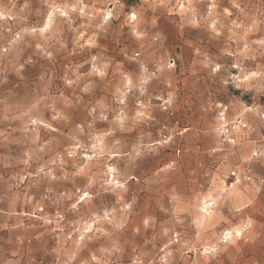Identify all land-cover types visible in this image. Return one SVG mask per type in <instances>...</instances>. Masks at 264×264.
Returning a JSON list of instances; mask_svg holds the SVG:
<instances>
[{
  "label": "rangeland",
  "instance_id": "rangeland-1",
  "mask_svg": "<svg viewBox=\"0 0 264 264\" xmlns=\"http://www.w3.org/2000/svg\"><path fill=\"white\" fill-rule=\"evenodd\" d=\"M109 2L0 0V264H264L247 223L186 243L218 196L175 151L221 87L264 101V0Z\"/></svg>",
  "mask_w": 264,
  "mask_h": 264
},
{
  "label": "crops",
  "instance_id": "crops-1",
  "mask_svg": "<svg viewBox=\"0 0 264 264\" xmlns=\"http://www.w3.org/2000/svg\"><path fill=\"white\" fill-rule=\"evenodd\" d=\"M170 10L173 9L170 7ZM178 24L175 17L160 23L170 45L175 46ZM199 72L187 71L183 73V80L191 88L190 91L186 87L188 94H195V91L197 95L205 96L210 94V88L203 81L200 82L204 77L197 75ZM208 104L197 105V108L201 111L214 108L211 123L206 125L207 119L200 117L198 133L186 135L182 139L181 149H175L177 154L196 155L197 170L202 171L203 176L197 202L206 203L216 200L218 196L208 218L200 215L197 208L196 221L184 228L186 243L201 244L204 234L219 235L223 228H239L247 223V239L252 243L260 240L264 244V129L258 118L264 101L247 104L236 93L230 92L228 87H221L213 93V102ZM237 120L244 122L247 128L231 134L233 145L225 144L221 140L223 136L220 130L224 124ZM254 151L258 152L256 157L252 156ZM7 214L5 209L0 208L1 230L7 228L4 222ZM2 248L4 245L0 243Z\"/></svg>",
  "mask_w": 264,
  "mask_h": 264
},
{
  "label": "built area",
  "instance_id": "built-area-1",
  "mask_svg": "<svg viewBox=\"0 0 264 264\" xmlns=\"http://www.w3.org/2000/svg\"><path fill=\"white\" fill-rule=\"evenodd\" d=\"M120 4H121V0H110V2L108 4V8L105 11V15H104L106 20H110L113 17V10H114L115 6L120 5ZM130 18L132 19L133 16L131 15ZM174 64L175 63L173 60H170L168 63V65L170 67H174ZM258 118H259L260 123H261V128L264 129V111H261L258 114ZM246 128H247V125L244 122L237 120V121H233V122H229V123L224 124V126L221 128L220 132H221V135L223 136V138L226 139L227 143L234 144V140L231 137V134L237 132L238 130H244ZM257 155H258L257 151H254L252 153L253 157H256ZM213 206H214V202H207L203 207V213L205 215H208L209 212L212 210ZM242 232H243V230L238 231V232L233 233V234L230 232H224L222 237H221V242L226 243L227 241L232 239V237H240L242 235Z\"/></svg>",
  "mask_w": 264,
  "mask_h": 264
}]
</instances>
